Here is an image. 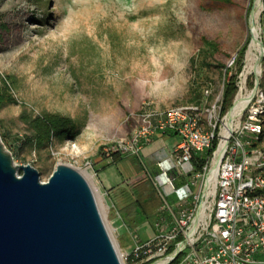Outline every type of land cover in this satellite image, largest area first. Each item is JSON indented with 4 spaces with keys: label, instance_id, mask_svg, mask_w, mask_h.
<instances>
[{
    "label": "rangeland",
    "instance_id": "374dc122",
    "mask_svg": "<svg viewBox=\"0 0 264 264\" xmlns=\"http://www.w3.org/2000/svg\"><path fill=\"white\" fill-rule=\"evenodd\" d=\"M255 6L256 0H0V91L6 81L16 100L0 108V136L14 164H31L42 182L58 164L96 166L97 158L107 159L109 143L139 125L147 106L162 112L200 101L207 108L220 97L223 117L226 69L237 78L246 65L247 50L241 63L234 60L251 41ZM262 6L255 25L264 45V0ZM260 64L264 88V53ZM254 81L251 73L249 89ZM43 113L72 118L78 132L36 146L30 121ZM114 170L128 184L123 215L143 239L153 237L161 221L159 189L170 205L177 196L165 191L155 177L160 169L142 155H128ZM100 205L123 249L103 198Z\"/></svg>",
    "mask_w": 264,
    "mask_h": 264
},
{
    "label": "built area",
    "instance_id": "2783aa9c",
    "mask_svg": "<svg viewBox=\"0 0 264 264\" xmlns=\"http://www.w3.org/2000/svg\"><path fill=\"white\" fill-rule=\"evenodd\" d=\"M249 75L245 66L237 75L234 107L240 97L247 101L233 120L228 112L219 118L220 97L207 108L190 103L160 112L147 106L130 135L106 146L107 159L117 153L141 156L159 132L181 137L171 154L159 158L155 176L166 192L175 193L177 202L169 204L150 174L167 216L149 239L129 231L130 249H118L122 264L153 259L148 264H264V88L259 84L254 89L255 78L249 89ZM199 154H206L201 167L195 164ZM79 171L100 202L94 164L88 161Z\"/></svg>",
    "mask_w": 264,
    "mask_h": 264
},
{
    "label": "water",
    "instance_id": "95a60500",
    "mask_svg": "<svg viewBox=\"0 0 264 264\" xmlns=\"http://www.w3.org/2000/svg\"><path fill=\"white\" fill-rule=\"evenodd\" d=\"M0 264H122L86 177L58 164L42 182L31 164H14L1 136Z\"/></svg>",
    "mask_w": 264,
    "mask_h": 264
},
{
    "label": "crops",
    "instance_id": "0c3cea01",
    "mask_svg": "<svg viewBox=\"0 0 264 264\" xmlns=\"http://www.w3.org/2000/svg\"><path fill=\"white\" fill-rule=\"evenodd\" d=\"M180 140L181 137L172 131L159 132L143 147L141 155L150 159L157 166L156 163L159 158L166 154H171L172 149ZM126 157L128 156L117 154L112 157V160L97 158L95 166L97 176L95 181L103 194L105 205L110 211L113 222L117 224L116 230L119 233L123 249L128 250L132 245L129 231L136 232L142 240L146 239L141 237L135 225L131 224L121 211V209L129 207V201L124 192V187L128 184L126 179L120 181L114 167ZM157 212L161 216V219L167 216L166 210L163 209V204Z\"/></svg>",
    "mask_w": 264,
    "mask_h": 264
},
{
    "label": "trees",
    "instance_id": "16d2710c",
    "mask_svg": "<svg viewBox=\"0 0 264 264\" xmlns=\"http://www.w3.org/2000/svg\"><path fill=\"white\" fill-rule=\"evenodd\" d=\"M246 50L247 43L242 46L234 62H237L238 64L241 63ZM239 69H241V67ZM229 72L230 68H227L221 98L222 113H226L233 106V102L238 91V87L236 85V75L230 77ZM3 83L4 91H0V108L6 103H12L16 101L10 93V90L8 89L9 85L6 83V81H4ZM193 104L200 105V101H197ZM30 123L36 131L34 141L36 146L38 147L45 146L46 144L51 142L52 138L55 136H74L78 132L74 120L70 117L62 116L60 114L43 113L32 118ZM205 155L206 154L195 156V164L198 167H201L205 162Z\"/></svg>",
    "mask_w": 264,
    "mask_h": 264
},
{
    "label": "bare ground",
    "instance_id": "6f19581e",
    "mask_svg": "<svg viewBox=\"0 0 264 264\" xmlns=\"http://www.w3.org/2000/svg\"><path fill=\"white\" fill-rule=\"evenodd\" d=\"M262 7H263L262 0H256L255 14L252 17V21L254 23L251 28L252 38L250 43L248 44L247 53H246V65H245L246 75L254 73L255 75L257 74L259 77L262 74V66L260 64V58L263 55L264 51L260 40L261 29L258 26H256L255 23L258 20V17L262 11ZM246 101H247L246 97H240V99L237 100L236 105L230 114L231 120H233L240 113ZM229 124H231V121ZM99 206L101 208L100 202H99ZM101 212L103 213L102 208H101ZM163 263L164 262H162V264Z\"/></svg>",
    "mask_w": 264,
    "mask_h": 264
}]
</instances>
